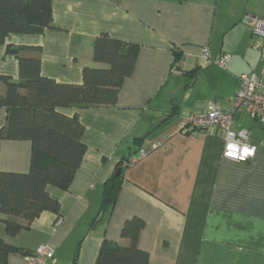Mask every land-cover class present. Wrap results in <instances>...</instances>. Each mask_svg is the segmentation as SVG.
<instances>
[{
	"label": "crops",
	"instance_id": "1",
	"mask_svg": "<svg viewBox=\"0 0 264 264\" xmlns=\"http://www.w3.org/2000/svg\"><path fill=\"white\" fill-rule=\"evenodd\" d=\"M245 16L264 19V0H53L50 28L8 37L0 76L14 82L18 61L8 46L39 48L20 56L39 58L43 76L66 84H81L84 68H105L92 58L100 34L136 45L137 55L113 107L61 110L79 115L86 152L68 190L46 189L59 204L60 222L43 212L9 237L0 216V239L29 251L50 245L56 264H71L76 250L78 264H95L103 243L127 245L122 225L139 218L137 247L148 264H264V127L234 117L233 128L249 130L256 147L245 163L223 159L221 133L183 130L208 102L230 112L241 76H264L256 48L264 38L252 34ZM222 54L231 57L226 70L214 64ZM173 107L177 115L166 120ZM5 123L0 108V128ZM153 142L162 145L124 170L109 219L90 230L117 163ZM30 161L29 141L0 139V172L27 173ZM6 264L26 260L9 254Z\"/></svg>",
	"mask_w": 264,
	"mask_h": 264
},
{
	"label": "trees",
	"instance_id": "2",
	"mask_svg": "<svg viewBox=\"0 0 264 264\" xmlns=\"http://www.w3.org/2000/svg\"><path fill=\"white\" fill-rule=\"evenodd\" d=\"M53 0H0V46L11 35H41L51 27ZM18 61L19 81L0 76V108L6 110V123L0 128V139L29 141L31 161L27 173L0 172V216L4 232L12 237L27 229L43 212L56 215L60 221L59 204L46 189L68 190L82 163L86 145L82 142L84 127L77 113L67 116L64 109L113 107L124 79L134 70L136 45H127L100 34L93 40L92 58L105 68H84L81 84L58 83L40 72L39 58H22V52L40 53L35 47H7ZM177 61L180 53L174 52ZM196 70L188 74L194 76ZM177 115L175 107L169 118ZM165 122V121H164ZM163 122V123H164ZM140 139H134L138 143ZM133 159V158H132ZM130 158H122L116 165L119 176L107 179L101 187L100 206L89 227L108 220L116 203L123 172ZM125 165V166H124ZM144 227L139 218L126 220L120 238L126 246L103 243L95 264H148V254L137 247L138 236ZM35 251V250H34ZM34 251L6 244L0 239V264H6L9 254L22 257ZM71 264L77 263V250Z\"/></svg>",
	"mask_w": 264,
	"mask_h": 264
},
{
	"label": "built area",
	"instance_id": "3",
	"mask_svg": "<svg viewBox=\"0 0 264 264\" xmlns=\"http://www.w3.org/2000/svg\"><path fill=\"white\" fill-rule=\"evenodd\" d=\"M242 22L250 27L253 35L264 38V19L245 16L242 18ZM256 48L259 50L264 63V45L257 46ZM203 56L204 58H209L207 49L203 50ZM230 58V55L222 54L214 61V64L220 69L226 70ZM239 81V87L231 99L232 110L230 112H224L213 102H208L203 111L192 113L189 116L183 130L194 131L206 129L212 133H221L223 159L245 163L254 157L256 147L252 142L249 130L233 128L234 117L236 115H244L264 127V76L258 77L255 74L243 75ZM161 145L162 143L160 142H153L147 148L141 149L137 157L129 162V165H132L137 159L145 157ZM233 146L237 147V152L233 156L227 155ZM244 146L255 151L253 155L240 159L239 149ZM54 257L55 251L50 245H40L35 249L33 254L25 256L24 258L26 264H56Z\"/></svg>",
	"mask_w": 264,
	"mask_h": 264
},
{
	"label": "clouds",
	"instance_id": "4",
	"mask_svg": "<svg viewBox=\"0 0 264 264\" xmlns=\"http://www.w3.org/2000/svg\"><path fill=\"white\" fill-rule=\"evenodd\" d=\"M239 151H240V159H244L247 156L253 155L255 150L254 149L250 150L247 146H244L240 148ZM236 152H237V147L233 146L230 148L227 155L233 156Z\"/></svg>",
	"mask_w": 264,
	"mask_h": 264
},
{
	"label": "water",
	"instance_id": "5",
	"mask_svg": "<svg viewBox=\"0 0 264 264\" xmlns=\"http://www.w3.org/2000/svg\"><path fill=\"white\" fill-rule=\"evenodd\" d=\"M119 174H120V171L117 170V171L115 172L114 176H119Z\"/></svg>",
	"mask_w": 264,
	"mask_h": 264
}]
</instances>
